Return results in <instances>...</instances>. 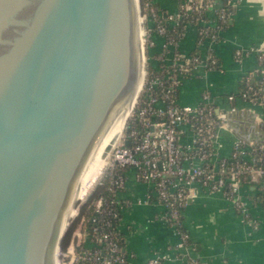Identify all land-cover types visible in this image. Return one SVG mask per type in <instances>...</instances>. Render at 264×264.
Wrapping results in <instances>:
<instances>
[{
    "label": "water",
    "instance_id": "1",
    "mask_svg": "<svg viewBox=\"0 0 264 264\" xmlns=\"http://www.w3.org/2000/svg\"><path fill=\"white\" fill-rule=\"evenodd\" d=\"M140 17L138 0H0V264H56L80 175L135 92Z\"/></svg>",
    "mask_w": 264,
    "mask_h": 264
},
{
    "label": "built area",
    "instance_id": "2",
    "mask_svg": "<svg viewBox=\"0 0 264 264\" xmlns=\"http://www.w3.org/2000/svg\"><path fill=\"white\" fill-rule=\"evenodd\" d=\"M204 2V0L181 1L176 12L166 17L169 27L175 26L181 17L189 16L193 11H209L213 4ZM151 5V0H147L142 8L140 7L144 42L142 44L149 50L154 45L150 38L152 34L146 33L145 25L151 24L153 27V22L160 14L155 12ZM225 21L221 6L215 10L212 24H208L202 18H196L194 27L199 26L198 30L196 28L198 45L206 41L210 45L217 42L219 24ZM154 27L153 34L162 40L160 52H167L163 58L166 65L164 68H157L156 73L149 74L145 70L146 58L143 48L142 86L122 132L104 151V168L89 189L93 192L96 186H103V182L107 180L106 194L99 195L92 202L94 218L91 221L100 225L102 229L110 227L111 219L117 217L113 208L117 194L124 187L127 173H131L136 182L145 183L150 187L151 194L164 209L165 221L179 236L181 244L188 238L187 233L181 231L182 212L188 200L194 196L195 188L225 196L244 221L257 229V222L250 218L245 204L239 197L242 186L240 177L244 172L248 175L245 184L254 187L257 193L264 197V167H253L255 160L250 155L254 145L235 141L227 156L217 155L213 145L219 129L225 125L227 114L218 111L207 93L201 96L200 102L194 107L179 105L177 102L178 88L184 78L190 76L199 66L206 70L217 66L213 52L208 50L199 56L182 55L174 51L175 38L165 37L166 28L160 24ZM245 55L246 53L242 51L234 52L236 61ZM257 81L259 86L264 88V69L257 76ZM248 92H251L250 96ZM237 98L259 106L264 115L263 94H258L248 87L237 96L226 97L230 103ZM187 131L190 133V141L183 144L182 139ZM125 142H128V146ZM262 145L264 143L257 146ZM238 158L244 161L243 166L236 163ZM262 203L264 206V200ZM79 212L77 211L76 218ZM73 220L74 218L71 222ZM83 221L84 218H81L79 226ZM92 248L83 254L81 264H123L125 261V256L119 249V241L110 231L100 232L98 242H93ZM73 249L74 247H71L65 252L71 253L75 262L76 255L73 254ZM60 254L63 261L68 257L62 251ZM147 264H161V261L158 257H153ZM189 264H197V261L192 260Z\"/></svg>",
    "mask_w": 264,
    "mask_h": 264
},
{
    "label": "crops",
    "instance_id": "3",
    "mask_svg": "<svg viewBox=\"0 0 264 264\" xmlns=\"http://www.w3.org/2000/svg\"><path fill=\"white\" fill-rule=\"evenodd\" d=\"M181 1L151 0V3L171 14ZM221 4L222 0H214L206 12L208 24L214 22L215 10ZM235 4L229 25L219 33L217 42L197 45L196 28L187 25L177 44V52L182 55L190 56L193 52L204 55L211 50L217 60L216 69L199 66L181 81L177 102L194 107L207 93L218 111L227 114L213 145L219 156H227L235 141L245 145L264 143V115L260 107L238 98L233 103L226 99L238 95L245 77L254 76L257 80L264 69L257 57L259 52L264 53V0H240ZM150 38L154 45L150 53H159L161 38L155 34ZM236 50L246 53L239 61L234 58ZM182 141L183 144L190 141L189 131ZM256 195L254 187L241 186L239 197L250 218L257 222L254 229L225 196L195 188L182 212V227L188 238L181 244L165 221L164 209L150 187L136 182L127 173L124 187L117 194L121 208L117 230L125 254L123 264H147L153 257H158L161 264H189L192 260L198 264H264V206ZM85 245L92 244L86 241Z\"/></svg>",
    "mask_w": 264,
    "mask_h": 264
},
{
    "label": "trees",
    "instance_id": "4",
    "mask_svg": "<svg viewBox=\"0 0 264 264\" xmlns=\"http://www.w3.org/2000/svg\"><path fill=\"white\" fill-rule=\"evenodd\" d=\"M146 1L147 0H139L141 8ZM204 1H205L204 3H208V4L214 3V0H204ZM235 3H236V1H234V0H222L221 9L224 10V16H225L226 21L222 24H219L220 32L224 31L228 27L229 22H230V16L234 11V6L236 5ZM151 6L155 12L160 13L159 16L157 17V19L153 22V24L155 26H156V24H160L166 28V33H165L166 38L171 37V36L175 38V42H176V44H175L176 46L174 48L175 52H177V44L182 39L186 26L187 25L194 26L196 18H202L203 20H205V18H206L205 17L206 12L204 10L193 11L191 15L181 17L177 21V24L175 26L169 27V25L167 23V18H166L168 13L165 12L164 10L160 9V7H158V5H156V4H152ZM154 25L152 27L151 24H149V25L146 24L145 25L146 33H148L149 35L153 34V32L155 30ZM196 28L198 30L199 26H196ZM196 43H197V45L199 44L198 41ZM166 55H167V52H164V51L159 52V53H155V54H151L148 47H145V58H146L145 70L150 74V73H156L157 68H164L166 65L165 64L166 62L163 60V58H165ZM191 56H199V54H196V52H193L191 54ZM257 57L259 60H261L260 63L264 66V53H258ZM217 67H218V65L216 67H214L213 69H216ZM248 87H251L252 90L256 91L258 94L264 95V88H261L259 86L258 81L255 80L254 76H247L242 80L238 94L245 92ZM250 94H251V92H248L249 96H250ZM250 155L255 160L253 167H255V168L264 167V145H262V146L254 145L252 147ZM236 163L239 166H243L244 161L241 158H238L236 160ZM247 176H248L247 173L244 172V174L240 177V185H244L247 182ZM106 183H107V180H105L103 182V186H96L94 188L90 198L88 199L87 204L80 210L78 217L70 225L65 236L62 239L61 250L65 251L70 245L72 234L76 228V225L80 222L81 218H84V221L80 226L81 227L80 228V235H81L82 240L74 248L75 255H76V260H75L74 264H81L82 263L83 254L88 253L89 251H91L93 249L92 245L90 247H85V246H87V245H85V242L87 241V242H90L91 244L93 242H95V243L98 242L100 232L101 233H104L107 231L112 232L117 237V239L119 241L120 252L125 256V254L122 250L121 237H120V234L117 230V225H118V222H119L120 216H121V214H120L121 208L119 206L118 200L116 199V203L113 207L114 212L117 214V217L115 219H111V225L109 228H106V229L103 228L102 229L100 225H98L97 223H93L91 221V219L94 218V215H93V210L89 208V205L94 200H96L99 195L106 194V190H105ZM256 199H258L259 202L263 205L262 202L264 200V197L262 195L257 193ZM181 231H184V230H181ZM83 240H86V241L83 242Z\"/></svg>",
    "mask_w": 264,
    "mask_h": 264
},
{
    "label": "bare ground",
    "instance_id": "5",
    "mask_svg": "<svg viewBox=\"0 0 264 264\" xmlns=\"http://www.w3.org/2000/svg\"><path fill=\"white\" fill-rule=\"evenodd\" d=\"M139 24H141L140 19H138V25ZM137 35H138L137 36L138 42H139V45L141 46V49H140L139 77H138L137 86L135 88V92L133 94V97L130 100H128L124 109L118 114H116V116L111 122L110 127L108 128L106 133L102 136L100 141L97 143L91 156L89 157L88 162L75 186L74 193L72 196V201L65 213L64 221L62 223V231L65 230L64 228H65V224L67 223L68 215L70 214V212H72L75 209V207L73 206V203L75 201H81L82 199H84L85 195L88 193V190L93 185L94 181L98 178L102 169L104 168V163H105L103 159L104 151L122 132L124 124L133 108L136 97L142 86V77H143L142 65H143L144 58L142 55V45H143L142 35L143 33H141L140 29L138 30ZM73 216H74V213L72 214L71 218ZM60 251L57 252L56 264H63L60 258V255H61Z\"/></svg>",
    "mask_w": 264,
    "mask_h": 264
},
{
    "label": "rangeland",
    "instance_id": "6",
    "mask_svg": "<svg viewBox=\"0 0 264 264\" xmlns=\"http://www.w3.org/2000/svg\"><path fill=\"white\" fill-rule=\"evenodd\" d=\"M138 5H139V12H141V8H140V3H139V0H138ZM141 33H142V30H141ZM142 40H143V35H142ZM144 43V42H143ZM143 48L145 49V46L143 45ZM145 51V50H144ZM104 158V157H103ZM89 191V190H88ZM87 195V194H86ZM83 200V199H82ZM74 213V216L71 218V216H72V214ZM76 214H77V211H76V209H74L72 212H70V214L68 215V217H67V223L65 224V228L64 229H66L67 228V226H68V223L74 218V220L73 221H75L76 220ZM73 221L72 222H70V224H69V226H68V228L70 227V225L73 223ZM80 223V222H79ZM79 223L76 225V228H75V230H74V232H73V234H72V238H71V242H70V245H69V247L65 250V251H68V250H70V248L71 247H76V245L78 244V243H80L81 242V235H80V226H79ZM68 228H67V230H68ZM67 230H66V232H67ZM66 234V233H65ZM65 236V235H64ZM62 251V250H61ZM65 251H62V253H65V254H67L68 255V257L66 258H64V261L62 260V258H61V262L63 263V264H71L70 262H71V259H72V255H71V253H67V252H65ZM73 254H75V251H74V249H73ZM73 264H74V262H73Z\"/></svg>",
    "mask_w": 264,
    "mask_h": 264
}]
</instances>
